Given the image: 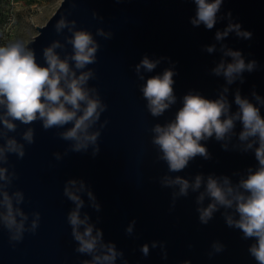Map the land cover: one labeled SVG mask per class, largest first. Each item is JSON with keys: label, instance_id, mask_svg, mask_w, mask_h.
<instances>
[{"label": "water", "instance_id": "95a60500", "mask_svg": "<svg viewBox=\"0 0 264 264\" xmlns=\"http://www.w3.org/2000/svg\"><path fill=\"white\" fill-rule=\"evenodd\" d=\"M195 14L194 0H61L45 24L34 26L38 33L28 43L42 65L43 51L53 42L62 45L56 49L61 58L72 53V46L67 43L72 34L69 28L57 32L55 27L61 18L69 25L75 21L73 31L93 33L100 49L97 62L85 69L96 73V79H90L87 86L96 88L107 104L100 123L107 119L108 124L101 130L100 151L95 157L91 147L87 153L63 155L70 142L61 140L56 133L64 129L45 131L40 121L30 125L35 130V142L25 146L23 159L10 155L9 161L19 178L7 191L24 192L25 203L20 207L29 215L28 224L31 213L39 211L40 226L34 235L25 233L15 248L9 244L8 232L0 228V264H84L91 260L90 256L75 252L78 244L67 222L75 205L63 195L69 179L83 180L96 197L99 211L90 206L86 193H80L85 200L81 218L87 213L94 225L93 235L100 229L101 243L114 244L123 253L115 264H183L186 260L190 264H256L247 251L253 241L243 240L239 230L228 228L220 212L207 225L199 223L195 203L199 192L189 189V195L177 199L170 211L171 193L178 189L162 188L159 183L165 174L179 175L190 183L197 175L206 180L210 174L227 175L235 182L238 177L233 173H243L256 164L252 153L231 150V144L230 150L224 151L214 137L202 142L211 158L197 156L179 173H168L167 165L157 159L159 153L151 143V129L157 123L164 125L174 120L183 96L189 92L215 99L227 86L229 101L237 89L248 98L253 90L264 96V0H223L211 30L203 24L194 27L190 21ZM229 23H239L242 30L252 33V38H238L233 32L217 41L216 32L223 31ZM97 29L111 32V38L96 36ZM210 45L216 46L213 53L205 50ZM222 46L241 51L246 61H257V70L244 73L243 84L237 80L226 85L222 76L212 73L222 59L231 60L223 55ZM145 55L153 60L164 59L151 73L142 69L145 79L141 80L134 67ZM167 68L176 73L173 87L177 102L163 115L153 117L141 88L148 77L162 74ZM261 111L264 114V108ZM100 123L92 130L99 129ZM27 127L18 124L17 131L8 135L20 140ZM232 143H236L235 139ZM57 152L63 156L59 161L53 156ZM199 191H203V186ZM208 202L206 198L204 205ZM133 220L134 229L129 235L126 228ZM153 241L164 247L151 248ZM214 241L223 243L225 250L209 259ZM145 243L150 246L148 257L140 251ZM102 251L105 250L98 244L97 252Z\"/></svg>", "mask_w": 264, "mask_h": 264}, {"label": "clouds", "instance_id": "9594fccd", "mask_svg": "<svg viewBox=\"0 0 264 264\" xmlns=\"http://www.w3.org/2000/svg\"><path fill=\"white\" fill-rule=\"evenodd\" d=\"M194 3L196 14L191 24L194 27L203 24L211 30L217 23V13L223 0H194ZM227 15L231 17L230 12ZM55 27L57 32L69 28L72 34L67 43L72 46V53L61 58L56 49L62 45L58 41L53 42L43 51V65L37 62L35 51L24 40L17 39L0 45V228L8 232L9 244L13 248L24 240L25 233L34 235L41 220L40 212L33 211L31 223L28 224L29 215L20 207L25 203L24 192L16 190L10 194L7 191L19 178L15 166L9 161L10 155L23 159L25 146L35 142V130L30 125L40 121L45 131L64 129L56 133L61 140L70 142L63 155L69 152L87 153L91 147V155L95 157L100 151L98 141L101 130L108 124L107 119L100 123L101 115L107 111V104L102 102L96 88L87 86L90 79H96L95 70L88 68L85 71L87 66L97 62L100 44L91 31H73L75 21L69 25L61 18ZM233 32L238 38H252V33L242 30L239 23H229L223 31L216 32L215 39L224 40ZM95 35L107 40L112 33L97 29ZM205 50L213 53L216 46H207ZM222 51L231 60L222 59L212 73L217 77L222 76L226 85H232L237 80L243 84L244 73L257 70V61H246L241 51L225 46H222ZM162 59L153 60L145 55L134 67L138 78L144 80L141 70L153 72ZM174 75V70L167 68L162 74L152 75L145 80L141 91L147 101L146 108L153 117L163 115L177 102ZM228 93L229 88L225 86L215 99L192 92L184 95L174 120L152 127L151 143L157 147V159L167 165L168 173L183 171L197 156L210 159V153L202 142L213 137L221 142L224 151H229L231 144V150L242 154L252 153L255 166H248L243 173H233L238 177L235 182L227 175L210 174L206 180L202 175H197L190 183L179 175L165 174L160 177L159 183L162 188L178 189L171 193L170 211L175 208L177 199L189 195V189L199 192L195 198L199 223L207 225L214 219V214L220 212L228 228L239 230L243 240L253 241L247 251L256 264H264V114L261 111L264 96L253 90L251 98H248L237 89L233 100L229 101ZM97 123H100V127L93 131ZM18 124L29 126L20 134V140L8 135L17 131ZM234 139L235 144L232 143ZM53 156L57 161L63 158L59 152L53 153ZM202 186L203 191H199ZM80 193H86L90 206L96 211L100 210L96 197L83 180L69 179L65 183L63 195L75 205L67 215L71 235L78 244L75 252L91 257L84 264H115L117 257H122L123 253L118 252L114 244L101 243L103 233L100 229H96L93 235L94 225L89 222L88 214L81 218L85 200ZM206 198L209 202L205 206ZM134 225L133 220L126 228L129 235ZM98 244L105 251L98 253ZM158 246L164 247L161 242L151 243V248ZM224 250L223 243L214 241L208 252L209 259ZM140 251L144 257H148L149 244H143ZM164 258H167L166 252ZM183 264L190 262L186 260Z\"/></svg>", "mask_w": 264, "mask_h": 264}, {"label": "rangeland", "instance_id": "374dc122", "mask_svg": "<svg viewBox=\"0 0 264 264\" xmlns=\"http://www.w3.org/2000/svg\"><path fill=\"white\" fill-rule=\"evenodd\" d=\"M61 0H0V45L28 42L45 24ZM35 26V27H34Z\"/></svg>", "mask_w": 264, "mask_h": 264}]
</instances>
